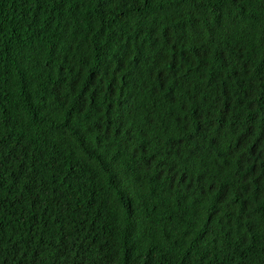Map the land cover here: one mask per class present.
<instances>
[{
  "label": "trees",
  "instance_id": "1",
  "mask_svg": "<svg viewBox=\"0 0 264 264\" xmlns=\"http://www.w3.org/2000/svg\"><path fill=\"white\" fill-rule=\"evenodd\" d=\"M0 264H264V0H0Z\"/></svg>",
  "mask_w": 264,
  "mask_h": 264
}]
</instances>
